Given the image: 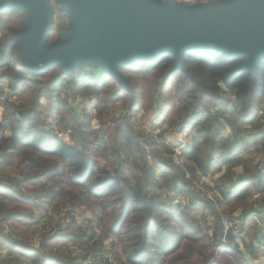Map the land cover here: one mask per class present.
<instances>
[{
    "label": "trees",
    "instance_id": "1",
    "mask_svg": "<svg viewBox=\"0 0 264 264\" xmlns=\"http://www.w3.org/2000/svg\"><path fill=\"white\" fill-rule=\"evenodd\" d=\"M6 13L23 16L19 10L0 9V16ZM60 32L59 29L55 32L57 39L61 38ZM12 33L0 35V77L5 80L11 93V97L0 99V157L10 163L13 158L20 157L22 165L17 170L22 177L15 181L0 177V250H5L8 255L20 256L28 264H84L69 252L71 243L85 238L73 218H69L62 229L42 233L37 245L16 237L10 231L5 232L2 226L4 223L26 222L34 218L33 208L37 201L25 194L20 186L36 187L51 181L57 160L73 175L85 178L86 181L92 180L96 197L110 195L119 202L120 211L113 225L118 223L129 208L143 212L142 237L134 244L129 257L134 263L155 264V253L151 249L155 239L163 243L169 238L166 228L154 214L155 209L167 212L169 219L176 224L172 235L174 238L188 240L185 255L180 256L182 259L193 253V243L200 231L198 224L190 220L189 213L201 208L202 213L206 212L203 214L216 220L221 230L219 207L223 200L230 203L231 212L239 209L243 211L238 222L245 239L235 240L236 236L228 230L224 237L228 243L222 245L235 256L236 264H250L248 258L259 255L262 228L256 219L264 224V132L259 125V111L264 99V57L259 60L253 74L249 68L243 67V59L211 52L185 53L183 69L175 67L170 54L153 60L134 61L120 68L132 89L130 93L117 85L114 78L104 71L99 74L75 71L73 76L59 74L57 66H51L40 73L27 71L21 64L18 43L12 39ZM51 36L49 32L47 39ZM65 76L70 81L69 90L74 99L84 90L97 97L101 104L121 99L125 116H110L102 108L96 117L105 139L99 152L112 171L100 166L93 158L97 151L87 152L88 137L99 136L98 131L84 130L88 126L87 116L85 120L77 121L73 117V108L61 99L57 100L56 109L49 113L40 105V98L50 91L51 84ZM219 83L232 93L235 104H231L222 95ZM179 102L187 115L194 117L190 122L196 126L197 132V142L178 155L181 164L165 160L154 143L146 140L141 133L133 132L128 125V117L132 116L134 110L150 111L155 108L158 110L156 124L169 123V117L178 108ZM215 106H221L231 128L232 139L221 135L223 126L216 115L209 114L202 122L196 121L198 115ZM244 125L261 133L257 149L262 154L260 165H253L252 159H246L243 162L244 175L239 176L233 191H228L227 184L222 183L215 187L220 198L208 200L200 197L191 188L186 172L191 176L198 173L213 176L221 170L219 160L222 158L228 164L226 179L231 181L233 174L229 164L237 154L234 146L240 128ZM62 133L69 136L76 134L81 147L62 140ZM123 142L131 143L137 152L131 159L132 165L128 157L119 155ZM54 159L55 162H52ZM157 172L187 199V204L178 213H173L166 205H156L151 193L162 188L155 176ZM254 193H258V198L248 203L247 199L253 198ZM69 196L71 206L80 202L78 196ZM257 202L258 206H255ZM152 219L156 222L152 226L159 230L157 236H151L147 228ZM241 242L247 253L239 249ZM163 249L167 253L171 245H164Z\"/></svg>",
    "mask_w": 264,
    "mask_h": 264
},
{
    "label": "rangeland",
    "instance_id": "2",
    "mask_svg": "<svg viewBox=\"0 0 264 264\" xmlns=\"http://www.w3.org/2000/svg\"><path fill=\"white\" fill-rule=\"evenodd\" d=\"M53 9V26L50 30L51 38L47 39V42H53L58 40V36L55 35L57 29L60 31L69 27L71 23L70 16L67 11H63L60 8L59 0H50ZM16 10L17 9H11ZM20 11V10H19ZM22 12V11H21ZM23 16H19L16 13H6L0 16V35L5 33H11L19 28L25 27L27 17L24 12ZM12 33V34H13ZM61 34V32H60ZM62 37V34L60 35ZM12 37V36H11ZM53 40V41H52ZM1 71V70H0ZM92 72L99 74L103 71L99 65H78L74 68V72ZM69 79L68 77H62L56 82H53L48 91L44 96L40 98V105L44 107L47 113L56 109L57 100H64V97L73 98L69 90ZM80 102L75 106L79 110L82 118L78 120V114L74 112L73 117L77 121L81 122L85 120V116L88 119V126L85 127V131H98L99 136H90L87 140V152L97 151V154H93V158L102 167L111 170L102 158L100 154V148L105 143L103 133L100 129L98 113L102 108H105L110 116L123 117L125 116V110L122 106L121 99H112L104 104L99 103L98 98L92 93L86 90L79 93ZM11 97V93L8 89L7 83L3 78L0 77V99ZM78 98V97H77ZM227 98L229 96L227 95ZM264 101V99H263ZM66 102V101H65ZM66 104H68L66 102ZM223 105V104H222ZM88 107V108H87ZM224 107V106H223ZM84 108H87L83 110ZM262 109L264 110V102L262 103ZM87 110V111H86ZM86 111V112H85ZM150 111H143L136 109L132 116L128 117V125L135 133H141L143 137L155 144V147L160 151V156L164 159L167 158L168 162H172L169 155H176L172 146L175 149H179L182 145L184 147H190L197 142V132L192 129L184 130L185 120H191V117L187 115L186 110L182 107L179 102L178 108L173 111L169 117V123L158 125L156 127H145V119L150 115ZM2 108L0 107V122H1ZM112 126V123H110ZM196 127V126H195ZM246 127V126H245ZM242 127L243 133H248L249 129ZM194 128V127H193ZM195 129V128H194ZM162 131H166L165 136ZM195 133H194V132ZM195 135V136H194ZM241 135V144L245 137ZM62 140L76 144L81 147L76 134L69 136L67 133L60 134ZM196 139V140H194ZM167 141L168 144H165ZM95 149V150H94ZM183 149V148H182ZM162 152L164 156L161 155ZM136 150L133 145L128 142H123L120 147L119 155L121 157H128L130 164L132 165V158L136 156ZM172 153V154H170ZM14 160L6 162L0 157V177L4 180L15 181L21 179V174L17 170L22 164L19 162L20 157L13 158ZM55 162V159L52 160ZM177 164H181L180 159L177 157ZM57 165L55 175L51 181L46 182L42 186L30 187L21 184L20 188L23 192L30 193L32 199L37 201L34 207V218L28 220L27 225L20 226L16 229L18 236H25L26 239L32 243L37 244L40 235L44 232L54 231L58 228L62 229L64 224L69 218H73L77 226L85 234V238L79 239L71 243L70 254L74 255L76 259L84 264H138L132 262L129 257L134 250V244L139 241L142 237L143 223V212L134 211L133 209H127L124 215L119 218L117 224L113 225L119 211V202L110 195L95 196V190L92 188V180L86 181L85 178H80L73 175L70 170L65 167L61 162H55ZM137 173V171L135 169ZM186 177L191 181V188L202 198L208 200H214L220 198V194L215 190L217 185L221 183L227 184L232 183L226 179L225 175H187ZM156 179L162 184L161 189H155L151 195L155 198L156 205L162 204L170 208L173 213H178L182 207L187 204V199L178 191L177 188L173 187L169 183L168 179L162 178L159 173H156ZM130 183L131 180H130ZM69 194H74L79 197L76 205L71 206ZM258 198V197H257ZM257 198H248L247 202L251 203ZM229 202L223 200L219 207L221 214V230L217 227L216 220L202 213V209L198 208L189 213L190 220H194L198 224L200 231L196 235V240L193 243L194 251L190 256H185L180 259L181 255H185L187 239L180 240L174 238L173 230L176 224L169 219V214L161 209H155L154 214L157 219L161 222V225L166 228L169 238L163 243L159 239H155L154 245L151 248L154 254L155 264H236L235 256L224 247L222 243H228L223 238L224 233V222L229 220L232 223L239 221V217L243 211L241 209L231 212L229 210ZM259 202L255 206H258ZM28 209V208H26ZM10 223V222H9ZM154 220L149 221L148 229L150 230L151 236H157L158 231L154 225ZM7 223H4V226ZM160 225V224H159ZM3 226V224H2ZM9 228V227H7ZM111 228V229H110ZM10 230V229H9ZM13 231V232H14ZM222 231V234H221ZM14 232V233H15ZM15 234V235H16ZM238 238H235V240ZM242 243V242H241ZM239 243V249L244 251V248ZM164 245H171V249L165 253L163 249ZM229 245V244H226ZM261 252H259V258L252 261L253 264H264V243H261ZM246 252V250H245ZM117 260L119 263H117ZM145 262V261H144Z\"/></svg>",
    "mask_w": 264,
    "mask_h": 264
},
{
    "label": "water",
    "instance_id": "3",
    "mask_svg": "<svg viewBox=\"0 0 264 264\" xmlns=\"http://www.w3.org/2000/svg\"><path fill=\"white\" fill-rule=\"evenodd\" d=\"M71 23L47 42L53 26L50 0H0V9L26 14V26L12 34L21 64L31 73L51 66L73 76L78 65H99L117 85L132 92L120 68L170 54L182 68L192 51L244 60L255 72L264 57V0H59Z\"/></svg>",
    "mask_w": 264,
    "mask_h": 264
},
{
    "label": "crops",
    "instance_id": "4",
    "mask_svg": "<svg viewBox=\"0 0 264 264\" xmlns=\"http://www.w3.org/2000/svg\"><path fill=\"white\" fill-rule=\"evenodd\" d=\"M177 1H182V2H186V3H198V2H204V1H207V0H177ZM44 96V95H43ZM79 96L80 95H77L76 98H75V103L78 104L80 102V99H79ZM229 96V100H230V103L233 104L234 103V99H233V96H232V93L229 92L228 94ZM78 97V98H77ZM226 98H227V95H226ZM264 102V101H263ZM262 102V103H263ZM74 104V105H76ZM235 104V103H234ZM238 107V105L236 106ZM88 108V107H87ZM87 108H84L83 110L87 109ZM82 111V110H81ZM80 111V112H81ZM87 111V110H86ZM85 111V112H86ZM77 113L79 117L78 120H80V118H82L83 116H81L78 108L76 109L75 106L73 108V114ZM165 124V123H164ZM228 124V123H227ZM184 127V130L183 131H186L188 128L189 129H192L195 131V126L192 125V122L188 121V119L185 120V123L183 125ZM246 126V127H245ZM195 129H194V128ZM228 129L222 127L221 129V135L224 137V138H229V139H232L233 138V134H232V131H231V128L228 124ZM242 127H245V128H248L249 131L248 133H243V131L241 130ZM240 128V134L238 135V140L234 146V150L237 152L236 156H235V159L231 162V164H229L230 168H231V173L233 174L232 176V181H233V185L235 186L234 189L236 188L237 184L236 182L238 181V178L239 176H242L244 175V172H243V162L246 160V159H252L253 160V165L255 164H259L261 163V160H262V154L257 152V149L260 145V137H261V133H259V131L257 129H252L249 125H244V126H241ZM193 131V132H194ZM165 133L166 131H162V134L165 136ZM195 133V132H194ZM241 135H243L242 137H245V140L246 141H243L244 144H241ZM195 136V135H194ZM196 140V139H194ZM192 145H190L191 147ZM190 147H188L187 149H189ZM223 151H225V149H223ZM164 153L165 152H162L161 155L164 156ZM172 154V153H170ZM170 159L168 160H171L173 161L174 163H177L176 162V159L177 157L181 160L180 156H176V155H169ZM167 160V158L165 159ZM222 164V168L219 172H217L216 174L214 175H225V171H226V167H227V163L224 162V160L221 158L219 160ZM159 173V172H157ZM160 174V173H159ZM199 175H203V174H200L198 173ZM222 184V183H221ZM25 194L27 195H30V193H27L25 192ZM32 197V196H31ZM34 209V208H33ZM29 222V221H28ZM28 222H19V223H15V222H8L7 224H3V227H4V231L5 232H12L14 233L16 231V229L19 228V225L20 226H23V225H27ZM9 227V228H7ZM10 229V230H9ZM15 230V231H14ZM14 231V232H13ZM16 234V232L14 233V235ZM16 237H20V238H24L26 239V237L24 236H18L17 234L15 235ZM245 239V238H244ZM27 240V239H26ZM260 243H264V228H262V231H261V240H260ZM32 244V243H31ZM38 244V243H37ZM37 244H32V245H37ZM242 245V243L240 244ZM244 253H247L248 251L245 252V249L243 251ZM248 256V255H247ZM257 258H259V255L255 256V258H248L249 260V263L250 264H253L252 261L254 260H257ZM0 264H28L27 261H25L22 257L20 256H14V255H8L5 250H0Z\"/></svg>",
    "mask_w": 264,
    "mask_h": 264
},
{
    "label": "built area",
    "instance_id": "5",
    "mask_svg": "<svg viewBox=\"0 0 264 264\" xmlns=\"http://www.w3.org/2000/svg\"><path fill=\"white\" fill-rule=\"evenodd\" d=\"M219 87L221 88V90L223 91L222 95L224 97H226V95L229 94V91L226 90L225 86L222 84V83H219ZM65 101L68 103L69 107L71 108H74V104H75V99L74 98H66L64 97ZM209 114H214L217 116L218 120L221 122L222 126L226 129H228V124L226 122V116L222 113V110H221V106H215V107H211L209 109L208 112L206 113H202L200 115H198L196 117V121L197 122H202L204 120V118L209 115ZM157 115H158V110L155 108L152 110V112L150 113V115L147 117V119H145L144 123H145V127L149 128V127H156L158 128V126L156 125V120H157ZM259 116H260V121H259V125L261 126V130L262 132H264V110L261 109L259 111ZM191 119H193L194 117L193 116H190ZM195 132H196V129H195ZM165 144H168L167 141H164ZM183 148V149H182ZM172 149L174 150V152L177 153V155H179L183 150L187 149V147H184L183 145L181 147H179V149H175L173 146H172ZM188 175V174H187ZM227 187H228V191H233L234 190V185L230 184V183H227ZM259 195L258 193H254L253 194V198H257ZM256 222L258 223V225L261 227V228H264V224H260L259 221L256 219ZM231 231L232 234L234 236H236V238L238 239H243L245 237L244 233L240 230V227H239V222L238 221H235V223H232L231 221L229 220H225L224 222V233H223V238L225 237V233L227 231Z\"/></svg>",
    "mask_w": 264,
    "mask_h": 264
}]
</instances>
